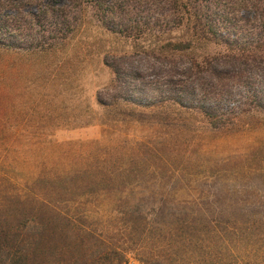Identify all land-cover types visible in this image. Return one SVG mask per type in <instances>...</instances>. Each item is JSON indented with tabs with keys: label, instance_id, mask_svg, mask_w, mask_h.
I'll use <instances>...</instances> for the list:
<instances>
[{
	"label": "trees",
	"instance_id": "16d2710c",
	"mask_svg": "<svg viewBox=\"0 0 264 264\" xmlns=\"http://www.w3.org/2000/svg\"><path fill=\"white\" fill-rule=\"evenodd\" d=\"M94 1L101 23L126 35L170 31L185 18L181 7L191 10L194 26L203 17L209 30L218 26L211 11L264 14V0ZM230 25L234 23L224 24ZM251 53L242 51L238 57L248 59ZM162 57L168 65L174 59ZM225 57L212 59L208 68L194 60L185 64L178 71L183 77L180 94H192L190 78L207 74L218 88L216 96H224L229 79ZM110 66L117 79L125 74L122 65ZM168 99L202 111L209 132L211 126L218 128L214 123L236 113L197 106L180 96ZM97 100L108 107L120 106V101L155 106L126 97L103 101L98 95ZM5 102L3 92L0 104ZM182 130L190 137L170 138L161 147L148 135L113 138L106 145L90 142L77 152L78 167L27 177L25 191L15 187L12 177L0 175V264H125L130 254L144 264H264V173L241 160L212 159L196 143L194 129ZM43 133L18 123L0 125V148H51V142L41 139Z\"/></svg>",
	"mask_w": 264,
	"mask_h": 264
},
{
	"label": "rangeland",
	"instance_id": "374dc122",
	"mask_svg": "<svg viewBox=\"0 0 264 264\" xmlns=\"http://www.w3.org/2000/svg\"><path fill=\"white\" fill-rule=\"evenodd\" d=\"M54 1L0 0V99L6 95L0 125L33 126L44 132L41 139L51 142V148L25 152L15 145L9 151L0 148V175L12 177L17 189L27 190L26 178L36 173L78 167L77 152L90 142L106 145L113 138L141 140L148 135L161 147L170 138H189L182 126L196 131V143L212 159L241 160L264 173V14L211 11L218 26L209 30L203 17L194 26L191 10L181 7L185 18L170 31L126 35L101 23L94 0ZM226 22L234 25L226 28ZM168 43L182 47L172 50ZM242 51L251 56L239 59ZM163 55H172V64ZM224 56L229 77L224 96H216L218 88L207 74L190 78L193 95L180 94L183 77L178 71L185 64L194 60L208 68L212 59ZM110 63L124 68L120 79ZM98 95L103 101L126 97L155 106L120 101V106L108 107L98 102ZM178 96L236 113L214 123L218 128L211 126L209 132L202 111L168 99ZM125 264L144 263L130 254Z\"/></svg>",
	"mask_w": 264,
	"mask_h": 264
}]
</instances>
